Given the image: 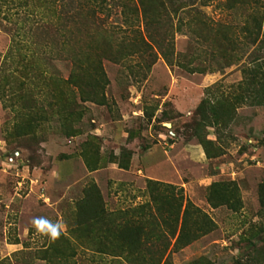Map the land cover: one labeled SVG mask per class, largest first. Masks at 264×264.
Here are the masks:
<instances>
[{"label": "rangeland", "instance_id": "1", "mask_svg": "<svg viewBox=\"0 0 264 264\" xmlns=\"http://www.w3.org/2000/svg\"><path fill=\"white\" fill-rule=\"evenodd\" d=\"M230 2L188 0L171 16L169 35H154L161 48L121 52L116 44L132 32L101 34L112 47L98 52L104 97L79 100L82 116L72 135L51 120L34 134L12 136L14 112L0 101V264H150L151 251L144 261L97 251L101 240L90 217L98 194L107 211L132 213L148 202L155 220L148 218L147 227L159 223L166 234L170 264H264V109L248 95L258 86L243 72L264 49L239 32L252 4L227 8ZM258 3L264 22V0ZM196 10L215 28L232 27L229 41L217 32L203 41ZM144 22L140 15L132 26L148 39ZM8 27L0 24L1 54L10 45ZM50 66L63 77L71 70L64 57ZM153 181L181 188L213 229L180 239L163 221ZM33 217L62 224L59 238L38 233Z\"/></svg>", "mask_w": 264, "mask_h": 264}, {"label": "trees", "instance_id": "2", "mask_svg": "<svg viewBox=\"0 0 264 264\" xmlns=\"http://www.w3.org/2000/svg\"><path fill=\"white\" fill-rule=\"evenodd\" d=\"M187 1L0 0V24L7 22L13 25L6 29L10 34V45L4 54L0 53V101L3 107H11L14 112L11 135L34 134L51 120L65 135H72L73 122L82 116L79 100L96 102L98 97H104L103 93L99 94L103 73L98 52L103 51L100 49L102 45L106 51L112 47L101 34L113 36L120 33L125 36L126 32H132V37H125L129 41L116 44L121 52L141 51L151 48L153 43L161 48L162 42L156 41L154 35L161 29L165 36L169 35L171 16L184 10ZM244 3L252 4L249 6L252 12L238 27L239 32L246 42L251 45L259 43L260 50L264 49V22L259 15L262 5L258 0H233L227 8ZM140 15L145 21L144 33L148 39L140 30L133 29L132 19ZM195 15L199 37L203 41L207 40L205 35L210 32H217L224 41H229L232 27L219 23L215 28L212 21L205 19L199 11L196 10ZM111 17L116 24L108 22ZM150 25L156 27L155 34L150 32ZM58 57L71 62L67 77L48 72L51 61ZM233 57L229 55L230 60ZM248 65L243 70L245 79L251 86L256 84L258 89L249 88L247 93L264 109V51L251 55ZM91 66L93 73L88 71ZM213 186L220 191L224 183H214ZM152 191L164 223L172 232H178L180 239L190 242L197 234L213 229L211 220L185 199L181 188L153 181ZM97 200L90 219L101 240L99 253L111 256L135 253L144 261V252L151 251L150 264H170L166 234L157 221V227L152 230L147 227L148 218L155 220L148 202L136 205L129 213L125 210L107 211L99 194ZM236 264L241 263L237 261Z\"/></svg>", "mask_w": 264, "mask_h": 264}, {"label": "clouds", "instance_id": "3", "mask_svg": "<svg viewBox=\"0 0 264 264\" xmlns=\"http://www.w3.org/2000/svg\"><path fill=\"white\" fill-rule=\"evenodd\" d=\"M31 223L38 233L47 236L52 240L58 239L63 229L62 224L58 222L54 223L46 217H33Z\"/></svg>", "mask_w": 264, "mask_h": 264}]
</instances>
